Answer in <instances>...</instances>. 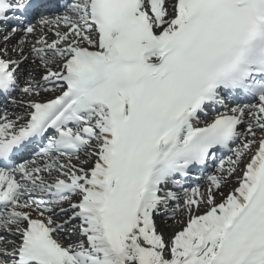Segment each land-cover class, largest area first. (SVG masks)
<instances>
[{
	"label": "snow or ice",
	"instance_id": "obj_1",
	"mask_svg": "<svg viewBox=\"0 0 264 264\" xmlns=\"http://www.w3.org/2000/svg\"><path fill=\"white\" fill-rule=\"evenodd\" d=\"M0 24L25 108H0V264H264V0H0Z\"/></svg>",
	"mask_w": 264,
	"mask_h": 264
},
{
	"label": "bare ground",
	"instance_id": "obj_2",
	"mask_svg": "<svg viewBox=\"0 0 264 264\" xmlns=\"http://www.w3.org/2000/svg\"><path fill=\"white\" fill-rule=\"evenodd\" d=\"M235 186L236 184L231 179L229 184L227 185L226 188L223 189V191H227ZM217 198L219 199V196ZM180 219H181V214H179L178 216L176 215L173 218L167 219L169 225H167L166 227H158V231L162 232L165 238L166 236L168 237V234H173L175 231L180 229L181 225L176 222L179 221Z\"/></svg>",
	"mask_w": 264,
	"mask_h": 264
}]
</instances>
